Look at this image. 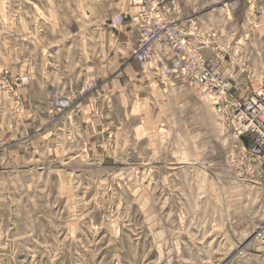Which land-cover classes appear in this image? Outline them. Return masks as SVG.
<instances>
[{
	"label": "rangeland",
	"instance_id": "rangeland-1",
	"mask_svg": "<svg viewBox=\"0 0 264 264\" xmlns=\"http://www.w3.org/2000/svg\"><path fill=\"white\" fill-rule=\"evenodd\" d=\"M176 1L221 84L264 85V0ZM135 13L0 0V264H264V190L228 159L222 89L168 48L134 61Z\"/></svg>",
	"mask_w": 264,
	"mask_h": 264
},
{
	"label": "built area",
	"instance_id": "built-area-1",
	"mask_svg": "<svg viewBox=\"0 0 264 264\" xmlns=\"http://www.w3.org/2000/svg\"><path fill=\"white\" fill-rule=\"evenodd\" d=\"M132 3L139 28L135 59L144 62L155 46L167 47L179 57L182 70L190 71L189 78L222 89L214 109L222 126L227 131L231 129L233 134L234 143L228 159L241 175L245 173L264 190V87L240 97L221 84L217 63L207 62L201 55L199 33L194 36L186 31L193 23L176 17V13L180 15L176 0H132ZM120 22L121 16L113 17L111 27H117ZM14 81L19 86L16 89L21 90L27 84V77H15Z\"/></svg>",
	"mask_w": 264,
	"mask_h": 264
},
{
	"label": "bare ground",
	"instance_id": "bare-ground-1",
	"mask_svg": "<svg viewBox=\"0 0 264 264\" xmlns=\"http://www.w3.org/2000/svg\"><path fill=\"white\" fill-rule=\"evenodd\" d=\"M199 45H200V42H199ZM136 46H137V44H136ZM158 47H154L153 49H152V51H151V53L148 55V56H151L153 53H154V50H156ZM164 48H167V47H164ZM169 49V48H168ZM136 50V49H135ZM135 52V51H134ZM200 52H201V55L203 54V51H202V49L200 48ZM202 57H203V55H202ZM204 58V57H203ZM149 59V58H148ZM147 59V60H148ZM146 60V61H147ZM134 61H136V62H138V63H140V64H142V63H144V62H139V61H137L136 59H135V54H134ZM207 61V60H206ZM207 62H209V61H207ZM211 62H213V63H216V62H214V61H211ZM218 65V64H217ZM220 69V68H219ZM221 72V71H220ZM261 87H264V85H259L258 87H256L255 89H253L254 90V92L255 91H257L259 88H261ZM222 92V91H221ZM221 92L219 93V94H221ZM234 140V139H233Z\"/></svg>",
	"mask_w": 264,
	"mask_h": 264
}]
</instances>
